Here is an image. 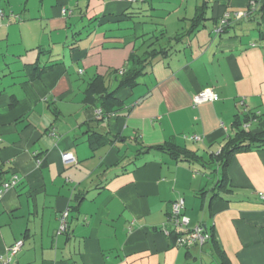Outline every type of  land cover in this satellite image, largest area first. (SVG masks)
Returning <instances> with one entry per match:
<instances>
[{"label":"crops","instance_id":"obj_1","mask_svg":"<svg viewBox=\"0 0 264 264\" xmlns=\"http://www.w3.org/2000/svg\"><path fill=\"white\" fill-rule=\"evenodd\" d=\"M22 2L8 16L0 6V184L18 176L0 196V256L22 240L9 264H217L208 243L178 247L160 230L183 198L187 228L212 229L231 264H264V149L224 168L215 158L236 114L264 130V0H174L161 13L150 0ZM162 48L118 88L131 55ZM205 87L218 98L192 106ZM166 142L199 157L143 152Z\"/></svg>","mask_w":264,"mask_h":264},{"label":"trees","instance_id":"obj_2","mask_svg":"<svg viewBox=\"0 0 264 264\" xmlns=\"http://www.w3.org/2000/svg\"><path fill=\"white\" fill-rule=\"evenodd\" d=\"M204 6L205 4H202V6L197 7L196 14L192 18L191 29H194L204 19V12H205ZM2 19L3 18H1L0 20V24L2 22ZM221 30L222 32H225L226 29L223 26ZM192 31L193 30H190L189 32ZM80 33L81 31L76 32L77 35ZM164 52L166 51L164 48H162L160 50L152 49L146 52V56L143 58L136 57L135 55H131L129 59L130 64L127 62L125 63L126 65H124L122 69L115 70V73H119V72L121 73L119 77L118 88H123V87L131 88L132 86H134L137 83V79L145 73V69L147 65L157 55L162 54ZM100 83H102V79L96 77L90 83V86H88V91L90 90L91 92V90L93 91L94 89V92H96L94 86ZM254 118H259V116L255 115V113H252L250 111L242 112L241 114H236L235 120L233 122L232 135H230L227 138L224 147L215 155V158L218 160L217 162L219 166L224 168L228 164L232 155L236 152L246 151L251 149H264V130L260 132H252V130L248 129V127H244V124H249V122ZM150 150H158V151L166 152L174 160L193 161L194 159H197L199 157V155H197L196 152L190 151L186 147L175 145L172 142H166L163 144L145 147L143 152H148ZM221 174L223 175V172ZM65 232H67V230ZM204 232L206 234V240L204 241L203 245L206 243L209 244L211 255L213 256L217 264H231L230 259L228 258L226 253L219 247L212 229L209 232L204 227ZM170 236H172L175 240L176 234L174 233V231L170 233Z\"/></svg>","mask_w":264,"mask_h":264},{"label":"built area","instance_id":"obj_3","mask_svg":"<svg viewBox=\"0 0 264 264\" xmlns=\"http://www.w3.org/2000/svg\"><path fill=\"white\" fill-rule=\"evenodd\" d=\"M128 2H134L138 0H127ZM65 9H63V13H65ZM4 17V12L0 9V20ZM218 98L216 92L210 88L205 87L201 89L199 92L195 93L192 96V106H197L204 102H211ZM242 103V102H241ZM100 112V111H98ZM99 114V113H98ZM244 127H248V124H244ZM191 140H199V137L196 135H192L189 137ZM62 159L65 162L73 161L74 158L71 153L62 154ZM18 180V176L16 174H12L11 178L7 181H4L0 185V196L9 188H11ZM261 199H264V193H258ZM184 208V200L183 198H177L171 203L170 212L168 215V222L170 224L169 227L163 225L160 227V230L166 235H170L172 231L176 234L175 236V244L178 247L190 248L193 246H201L206 240V234L204 232V227L201 225H197L193 228H187L188 218L183 214ZM68 211L64 210L60 213L58 220L59 225L56 233L61 234L67 230V217ZM23 244L22 240H17L8 248V254L6 256H0V264H9L11 258L20 250Z\"/></svg>","mask_w":264,"mask_h":264},{"label":"rangeland","instance_id":"obj_4","mask_svg":"<svg viewBox=\"0 0 264 264\" xmlns=\"http://www.w3.org/2000/svg\"><path fill=\"white\" fill-rule=\"evenodd\" d=\"M22 3H24V0H20ZM36 1H38V0H29V3L32 5V9L36 6ZM86 1L87 0H85V1H82L81 0V3H82V5H84V3H86ZM151 2H152V4L153 5H155L157 8H159L157 11H153V12H155V13H161V11H160V9H165V10H171L173 7H174V4H173V2H174V0H150ZM18 0H11V4L12 5H14V6H18ZM10 3H8L6 0H0V6H3V8H4V10H5V12L7 11V10H9L10 8L8 7V4H10ZM7 13V12H6ZM169 13H171V11L169 12ZM9 14L7 13V16H8ZM139 18H143L142 16H140V14H139ZM136 19H138V18H136ZM167 34L170 36L171 34H173L174 32H175V30L177 29V27L179 26V24L177 25V15L176 14H174V13H171L170 15L168 14V17H167ZM5 23V22H4ZM132 24V23H131ZM153 28V27H159V26H155V25H153V24H147V23H145V25H144V28ZM17 24H12L11 25V32H10V38H13V34H14V32H16L17 31Z\"/></svg>","mask_w":264,"mask_h":264}]
</instances>
